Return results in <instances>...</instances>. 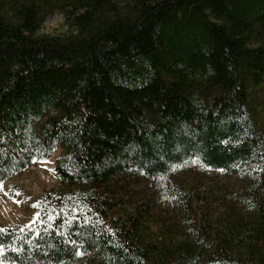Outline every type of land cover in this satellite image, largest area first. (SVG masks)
Returning <instances> with one entry per match:
<instances>
[{
	"label": "trees",
	"instance_id": "trees-1",
	"mask_svg": "<svg viewBox=\"0 0 264 264\" xmlns=\"http://www.w3.org/2000/svg\"><path fill=\"white\" fill-rule=\"evenodd\" d=\"M263 82L264 0H0V182L64 150L0 264H264ZM189 164L240 184L171 181L175 235L111 184Z\"/></svg>",
	"mask_w": 264,
	"mask_h": 264
},
{
	"label": "rangeland",
	"instance_id": "rangeland-1",
	"mask_svg": "<svg viewBox=\"0 0 264 264\" xmlns=\"http://www.w3.org/2000/svg\"><path fill=\"white\" fill-rule=\"evenodd\" d=\"M66 30L64 17L60 12L49 14L41 29L49 33H62ZM63 151L61 147H57L47 158L32 162L25 169L0 182V224L29 223L36 214L39 195L45 189L61 187L55 167L56 160ZM171 181L191 187L214 185L218 190L235 189L240 184L234 175L199 164L180 166L172 174L154 179L136 174L119 176L111 184L117 196L126 200L128 210L138 205L145 206L152 228L159 230L160 227L170 225V234L175 235L183 226V221L178 207L170 197ZM211 203L212 201L208 204L209 211L212 210L215 216H222V206L216 202ZM1 251L0 246V253Z\"/></svg>",
	"mask_w": 264,
	"mask_h": 264
},
{
	"label": "snow or ice",
	"instance_id": "snow-or-ice-1",
	"mask_svg": "<svg viewBox=\"0 0 264 264\" xmlns=\"http://www.w3.org/2000/svg\"><path fill=\"white\" fill-rule=\"evenodd\" d=\"M72 243H75L74 241H72ZM77 254H80L79 251H77Z\"/></svg>",
	"mask_w": 264,
	"mask_h": 264
}]
</instances>
